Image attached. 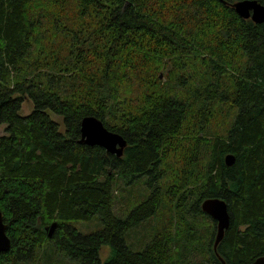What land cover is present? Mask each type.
I'll use <instances>...</instances> for the list:
<instances>
[{
  "label": "trees",
  "instance_id": "obj_1",
  "mask_svg": "<svg viewBox=\"0 0 264 264\" xmlns=\"http://www.w3.org/2000/svg\"><path fill=\"white\" fill-rule=\"evenodd\" d=\"M237 1L0 0V264L264 256V23ZM86 116L126 138L123 156L80 142ZM136 184L146 198L117 209L116 188ZM214 197L231 215L217 250ZM95 215L102 229L75 226ZM147 220L135 251L127 235Z\"/></svg>",
  "mask_w": 264,
  "mask_h": 264
},
{
  "label": "water",
  "instance_id": "obj_2",
  "mask_svg": "<svg viewBox=\"0 0 264 264\" xmlns=\"http://www.w3.org/2000/svg\"><path fill=\"white\" fill-rule=\"evenodd\" d=\"M237 13L243 18H251L256 23H264V5L258 0H239L234 4ZM81 143L87 145H98L106 149L107 152L121 157L128 145L126 138L118 133L108 129L103 121L96 116H86L81 124ZM227 165L235 163V156L228 154L225 158ZM202 209L217 222V233L215 237L214 248L223 240L226 230L231 223V215L228 203L219 197L207 198L202 202ZM56 226L52 224L49 236ZM11 238L7 234V225L4 222V214L0 209V254L11 248ZM223 264H226L223 261ZM251 264H264V256L258 257Z\"/></svg>",
  "mask_w": 264,
  "mask_h": 264
},
{
  "label": "rangeland",
  "instance_id": "obj_3",
  "mask_svg": "<svg viewBox=\"0 0 264 264\" xmlns=\"http://www.w3.org/2000/svg\"><path fill=\"white\" fill-rule=\"evenodd\" d=\"M32 109H33L32 102L30 100H27L24 103L22 112L24 115H27V114L32 112ZM53 117L56 120L62 122V117L57 116V115H53ZM6 128H7V125H5V124L0 125V135H3L6 133ZM126 188L127 189L125 190L121 187H117L115 190V194H116L117 199H118L116 202V208L117 209H119V208H122V209L126 208L127 209L128 206L130 205V203H132L134 201L140 202V201L144 200L147 196L146 191L141 186V184H136L133 186L129 185ZM130 188H133L134 193L132 195H130V193L128 191ZM149 221L150 220H147L144 223H142L140 226L129 231V233L127 235V240H128V244H129L131 249H133L135 251H141L143 249L142 248L143 244L145 245L146 239H149V237H150L148 232L150 231L151 223L155 224V222L148 223ZM157 223L158 222H156V224ZM75 226L82 233L89 234V233H93V232H96V231L102 229L104 227V224L101 221L99 215H95L88 221L76 223ZM49 232H50V230H48V233ZM110 254H111V246L109 244L104 245L101 249V252H100V256H101L102 261H106L107 258L110 256ZM66 261L68 262V260H66Z\"/></svg>",
  "mask_w": 264,
  "mask_h": 264
}]
</instances>
